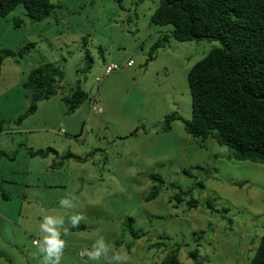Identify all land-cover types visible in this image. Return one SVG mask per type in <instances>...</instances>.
<instances>
[{"label": "rangeland", "instance_id": "1", "mask_svg": "<svg viewBox=\"0 0 264 264\" xmlns=\"http://www.w3.org/2000/svg\"><path fill=\"white\" fill-rule=\"evenodd\" d=\"M160 2L52 0L51 26L30 23L23 4L0 16V51L32 48L35 43L23 58H15L19 67L7 62L3 68V75L10 77L0 81V119L5 126L0 149L13 150V155L20 150L28 159L25 145L47 146L49 138L62 155L75 150L83 156L90 153L87 162L67 161L61 173L42 175L46 199L28 205L23 218L30 236L31 264L39 260L44 264L34 243L42 241L40 223L45 215L64 220L60 232L66 246L60 264H109L113 251L126 254L120 264H161L179 245L184 264H249L260 244L264 234V164L231 157L233 148L213 137L203 142L204 146L190 135L182 140L178 131L185 129L180 120L172 123L170 134L153 131L165 124L169 114L191 118L188 72L213 48L224 47L218 39L180 42L171 38L165 48L153 53V45L173 30L171 24L157 25L151 20ZM18 18L24 19L23 25H17ZM135 24L143 28L141 34L136 33ZM123 29H127L125 33ZM154 32L156 37L149 42ZM141 42L144 49L137 47ZM112 54L125 56L127 61L154 57L155 62H150L146 75L134 77L131 68L119 82H111V77L124 71L122 65L105 76ZM45 63L60 68L63 94L80 87L89 98L75 113L69 112L60 94L41 101L34 118L28 116L26 121L29 126L49 130L31 132L23 129L30 127L16 124L30 101L25 105L21 94L10 88L18 82L15 75L28 76ZM99 76L101 82L96 81ZM87 118L84 134L74 141ZM136 128L137 134L130 136ZM153 173L162 175L164 183L154 180ZM239 182L244 185H237ZM156 185L158 197L147 202ZM182 193L183 200L178 201L176 197ZM190 197L199 201L197 207L189 206ZM208 198L215 200V210L207 207ZM61 199L76 206L63 207ZM75 214L84 217L77 227L70 221ZM129 223L145 235L136 238ZM202 230L204 237L195 238L194 233ZM100 237L110 248L108 256L90 259L87 252ZM155 243L161 244L153 246ZM197 247L200 255L193 259L188 253Z\"/></svg>", "mask_w": 264, "mask_h": 264}, {"label": "trees", "instance_id": "2", "mask_svg": "<svg viewBox=\"0 0 264 264\" xmlns=\"http://www.w3.org/2000/svg\"><path fill=\"white\" fill-rule=\"evenodd\" d=\"M20 4L25 6L26 16L36 22L49 18L55 8L52 0H0V16H7ZM151 20L157 25L173 26L171 33L163 35L153 45V53L165 48L171 38L180 42L218 39L224 45L213 48L188 72L193 107L191 118L169 114L158 130L168 132L174 121L181 120L187 133L200 141L201 146L213 137L219 144L233 148L231 157L264 164V0H161ZM24 22V19H17L18 26ZM31 46L35 47V43ZM32 48L1 50L0 72L7 58H23ZM60 76V68L52 63L42 64L29 73L22 84L30 91V105L18 117L17 125L35 113L41 101L58 94L62 81ZM88 98L89 93L79 87L64 99L69 112H74ZM4 127V121L0 119V133ZM138 131L136 128L130 136ZM28 152L41 157L55 154L57 160L52 164L53 168L63 167L72 158L81 162L90 159V153L81 156L69 151L60 155L53 147H28ZM1 155L15 157L6 152H0ZM152 178L164 183L160 174L153 173ZM236 184L244 185L243 182ZM159 193V186H154L146 201L157 198ZM182 194L176 197L178 201L183 200ZM214 203L212 198L206 200L211 210H215ZM188 204L197 207L199 201L190 197ZM128 229L136 238L145 235L136 232L131 223ZM204 235V230L194 233L195 238H203ZM180 250V245L173 248L161 264H184L179 258ZM188 255L198 259L199 248L191 250ZM249 264H264V234Z\"/></svg>", "mask_w": 264, "mask_h": 264}, {"label": "crops", "instance_id": "3", "mask_svg": "<svg viewBox=\"0 0 264 264\" xmlns=\"http://www.w3.org/2000/svg\"><path fill=\"white\" fill-rule=\"evenodd\" d=\"M128 14L130 15L131 11H129ZM136 15H137L136 16V21H137L139 19V15L138 13ZM130 18H131V15L128 17V20ZM50 19H51V16L49 17V19L47 18L46 20L41 21V22L51 26L53 23H51ZM28 20L30 23H32V20L30 18ZM137 24H135V31L138 34H141L143 28H140ZM125 30L127 29H123L124 33L126 32ZM154 37H156L155 32L150 33L148 37L149 42ZM143 42L139 43V46L137 47H141L142 49H144L142 47ZM139 49L140 48L135 49L133 53L134 54L138 53ZM123 57L125 56H122L119 54L118 55L112 54L110 57L111 60L108 62V64L116 60L122 63L120 65H123V70H124L123 71L124 73L123 72L118 73L115 75V77H111L113 80L111 82H114L115 80L119 82L121 79H123L122 77L124 75H127L128 70H130L131 68H132L131 74H133L134 77L146 75L150 62H155L154 60L155 58H151V57L147 58L146 56H143L141 61H138V59L136 60L135 58H129L130 60H134L135 63L133 66H128L127 62L129 60L127 61ZM7 62H12L16 67L20 66V62L17 61L15 58H12V57L7 58L0 72V81L6 80L8 77H10V76L3 75V72H4L3 68L5 67ZM14 77H16V80L18 79V82H16V84H14V87L10 88V90L17 91V93L21 94V96L24 98V100L22 99L24 104L27 105V103L30 101V91L28 89H25L22 84L24 79L27 76L26 75L24 76L15 75ZM64 89H65V84L62 83L59 89V92L56 95L58 96L60 94V96H64L63 100L67 96V94H63L65 92ZM79 108L76 111H74V113L77 112ZM34 115L35 113L30 115V118H34L32 117ZM88 119L89 118H87V120L84 121L82 131L80 133L75 134L74 137L76 138H74V141H79L81 136L84 134ZM26 120H30V119L28 118L25 119L18 126L26 125L27 127H30V128L24 127L23 129L27 131H31V132L32 131L33 132H40V131L43 132V131H46V129H48V128H42L38 126H29L28 122L30 121H26ZM153 129H154L153 131L159 132L158 129L156 128H153ZM172 129L168 132H164L163 134H168V133L170 134ZM178 133L181 136L182 140H187V136L189 134L187 133L186 130L178 131ZM141 134L144 135L143 133ZM47 140L49 141V142H46L48 143L47 146H43V144L40 145L37 143L32 144L33 146L25 145V150L29 156L28 159L27 157L24 158V155H21L20 150H16L17 152L15 153L17 154H15L16 156L14 158L8 157L6 155L0 156V264H31L32 253L30 251V236H29V232L24 226L25 219L23 218L26 217L27 210H29L28 205H30L34 201H37L38 203L40 202L39 204H41L46 199L44 197L46 196L45 195L46 189L42 187L40 183V179L42 178V175L46 173H54V172L61 173L62 172L61 171L62 167L53 168L52 166V164L57 160V157L55 154H51L48 157H41V156H32L28 152V147H33L35 149L47 148V147L55 148L54 146H51L52 142H55V141L53 139L49 140V138ZM176 145L177 144L169 146V147H175ZM0 152H6L9 155H13L12 154L13 150L0 149ZM74 153L77 155H81L78 152H76V150ZM59 154L62 155L61 152H59ZM21 156L23 157L22 159H24L23 161H25V164L20 159ZM74 161L81 162V161H78L72 158L68 160V163L72 164V162ZM44 186L47 187L46 184H44ZM48 187H55V186H48ZM42 193L44 194L43 197L40 196L42 195ZM34 246H37V248H39L38 244L34 243ZM38 255L41 259L43 258V254H41L40 252ZM40 261L41 260L36 261V263L41 264Z\"/></svg>", "mask_w": 264, "mask_h": 264}, {"label": "clouds", "instance_id": "4", "mask_svg": "<svg viewBox=\"0 0 264 264\" xmlns=\"http://www.w3.org/2000/svg\"><path fill=\"white\" fill-rule=\"evenodd\" d=\"M72 199L75 200L76 199L75 196H73ZM60 204L61 206L66 208H73L76 206L75 204L70 203L68 199H61ZM83 218L84 217L80 214H75L71 216L70 221L72 226L77 227L79 225V222ZM63 225H64V220L62 217L56 218L50 215H45L43 217L42 222L40 223V232L43 234V237H42V241L35 243L38 244L39 252L43 254L44 264H60V260L63 255V249L66 246L65 241L61 239L60 229L63 227ZM64 233L65 235L67 234V229L64 230ZM109 251L110 248L105 243L104 238L100 237L95 242V244H93L92 250L87 252V255L89 256L90 259L97 260L100 259L102 256L107 258ZM126 259H127L126 254L124 256H121L119 252L113 251V255L111 257V260L109 261V264H112V261H115L117 262V264H120L121 261Z\"/></svg>", "mask_w": 264, "mask_h": 264}, {"label": "built area", "instance_id": "5", "mask_svg": "<svg viewBox=\"0 0 264 264\" xmlns=\"http://www.w3.org/2000/svg\"><path fill=\"white\" fill-rule=\"evenodd\" d=\"M127 65H128V66H133V65H134V60H129V61L127 62ZM120 67H121V65H119L118 63H114V62H113V63L108 64V65L106 66V68H105V75H109V74L113 73L114 71H116V70L119 69ZM102 79H103V77H100V76L96 78V80H97L98 82L102 81ZM93 109H94V110H97V111H99V112L102 111V108H101V107H96V106H94Z\"/></svg>", "mask_w": 264, "mask_h": 264}]
</instances>
